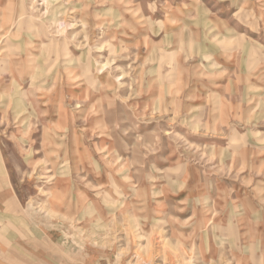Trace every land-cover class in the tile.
I'll return each instance as SVG.
<instances>
[{"label":"rangeland","instance_id":"obj_1","mask_svg":"<svg viewBox=\"0 0 264 264\" xmlns=\"http://www.w3.org/2000/svg\"><path fill=\"white\" fill-rule=\"evenodd\" d=\"M1 23L0 264H264V0H0Z\"/></svg>","mask_w":264,"mask_h":264},{"label":"bare ground","instance_id":"obj_2","mask_svg":"<svg viewBox=\"0 0 264 264\" xmlns=\"http://www.w3.org/2000/svg\"><path fill=\"white\" fill-rule=\"evenodd\" d=\"M33 144H34V143H33ZM35 144H36V143H35ZM35 144H34V145H35ZM36 170H39V168H36V167L33 168L32 173L35 172ZM0 173H1V174H5V171H4V168H3L1 162H0ZM4 179H5L6 182L8 183V178H6V176L4 177ZM51 179H53L52 176L50 177L49 180H51ZM7 185H8V184H7ZM7 187H8V186H7ZM62 193H63V192L60 191V192L52 193V194H49V195H50V197L53 198V199H62V196H63ZM9 194H11V188H10V192H9ZM45 194H48L47 191H43L42 195H45ZM57 201H58V200H57ZM10 202H11V201H10ZM50 207H52V206L49 205V208H48V207H46V206H44V205H41V209L47 212V213H46V218H40L41 220L43 219L44 222H43V221H42V222H41V221H38V220H37L38 218H33V219H32V220H33L32 223L39 224V225H43V223H47L46 225L53 226V227H52L53 230H56L55 233H57V230H62L63 227L65 226V223H66V222H64V220H65L64 218H65V217H59V216L57 215V213H55L54 210L50 209ZM11 208H12V207H11ZM54 209L59 210V209H58V206H55V205H54ZM6 212L9 213V209L6 210ZM7 216H8V217H5V219H3V220H5V223H7L8 227H9V229L12 231V233H13V232H16V231H19V227L16 226V224H18L19 222H21L22 220H20V219H23V217H11V215H7ZM67 217L69 218L71 224H72L73 222H75V221H78V220H76L77 218L75 217L74 213L71 214V216H67ZM45 220H46L47 222H45ZM48 220H49V222H48ZM35 221H37V222H35ZM78 223H79V221H78ZM31 230H32V228H31ZM38 232H39V231H38ZM38 238H39V237H38ZM43 241H44V240H43ZM45 244H46V243H45Z\"/></svg>","mask_w":264,"mask_h":264},{"label":"crops","instance_id":"obj_3","mask_svg":"<svg viewBox=\"0 0 264 264\" xmlns=\"http://www.w3.org/2000/svg\"><path fill=\"white\" fill-rule=\"evenodd\" d=\"M7 10H8V12H4L3 13V17H2V20L5 23H8V22H16L18 20V17L20 18L21 13L23 15H27V11L22 10V9H17V8L15 9L11 5L9 6V8ZM29 21H31V20H29ZM1 26H2V23H1L0 27ZM8 30L6 31V33L8 32ZM21 30H22V28L21 29H18V28L16 29V33L18 35H21L22 36L21 42L19 41L17 47H19L20 49L21 48L23 49V52H24L23 54H24L25 57H28V56L32 57L31 53L28 52V50H31L33 48V43H34V41H33L34 40L33 39V35H34V31H32V29L29 27V25L28 26L25 25V29L23 31H21ZM10 32H11V30H10ZM19 33H21V34H19ZM3 37H5V35ZM14 55H16V54H14ZM21 55H22V53H21ZM7 56H9V55H7ZM3 168L5 170V173H7V170H6L4 161H3ZM26 243H27V241H26ZM29 244L31 245V243H29Z\"/></svg>","mask_w":264,"mask_h":264}]
</instances>
